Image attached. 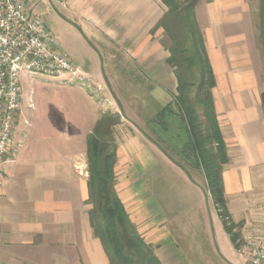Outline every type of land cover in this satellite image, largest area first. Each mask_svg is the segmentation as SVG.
Returning <instances> with one entry per match:
<instances>
[{"label": "crops", "instance_id": "crops-1", "mask_svg": "<svg viewBox=\"0 0 264 264\" xmlns=\"http://www.w3.org/2000/svg\"><path fill=\"white\" fill-rule=\"evenodd\" d=\"M64 1V9L68 4V11L81 13L93 33L117 51L111 59L116 54L131 59L151 80L143 106L150 118L172 101L176 78L166 62L168 52L157 31L150 33L165 11L162 0ZM49 4L32 0L30 8L44 15L56 3ZM195 14L215 75L212 96L229 157L222 170L227 206L235 222L244 221V238L255 218L261 221H251L254 230L264 233V83L254 16L247 0H199ZM89 73L90 81L98 83L101 75ZM44 81L21 75L12 144L0 159V264H109L88 216L85 157L86 137L107 105L79 84H61L65 98L45 103L33 86ZM123 117L120 124L128 119ZM119 154L117 145L115 190L138 233L161 264H191L177 244L174 221L164 217L144 183L137 179L130 185L131 203L129 192L120 190ZM177 168L182 185L197 188Z\"/></svg>", "mask_w": 264, "mask_h": 264}, {"label": "trees", "instance_id": "trees-1", "mask_svg": "<svg viewBox=\"0 0 264 264\" xmlns=\"http://www.w3.org/2000/svg\"><path fill=\"white\" fill-rule=\"evenodd\" d=\"M199 0H162L165 11L150 33L162 30L159 40L168 52L167 64L176 78L172 101L148 119V136L182 169L201 171L224 232L235 249L243 242L244 221L235 222L227 206L222 170L229 162L227 146L218 123L212 90L215 75L208 57L203 31L196 19ZM257 29L264 62V0H259ZM264 114V90L261 93ZM118 113L106 112L94 124L85 141L88 216L109 264H161L129 219L115 190L114 165L117 143L114 128ZM176 125L175 129L174 126ZM189 167V166H188Z\"/></svg>", "mask_w": 264, "mask_h": 264}, {"label": "rangeland", "instance_id": "rangeland-1", "mask_svg": "<svg viewBox=\"0 0 264 264\" xmlns=\"http://www.w3.org/2000/svg\"><path fill=\"white\" fill-rule=\"evenodd\" d=\"M247 1L254 16L256 47L262 58L260 32L256 27L259 0ZM67 9H69L68 4ZM67 9L59 4H54V7L43 15L47 29L55 38L58 48L76 66L79 74L85 78H91L92 75L89 72L101 75L97 78L98 83L89 81L84 87L94 92L95 97L107 105L105 111L118 113L119 118L124 119L112 97V92L120 101L123 112L128 118L126 122H123L124 124L119 123L115 134L120 153L116 170L120 190L129 192L127 196L130 197L131 203L133 193L130 190V185L137 179L144 183L164 217L174 221L177 244L181 251L187 257L189 256L191 264H241L240 249L232 247L216 215L210 197L205 196V181L201 171L191 168L189 173L197 188L184 187L179 178L177 166L148 138V136L155 137L147 127L145 120H148L150 115L148 110L146 111V108L143 107L148 101L151 80L131 59L127 61L124 58H119L118 54L115 59H111L110 53L117 51L114 49L111 51L107 41L93 33L94 31L83 20L81 13L80 15L73 14ZM77 10L79 11V9ZM156 31L160 40L162 30ZM103 72L110 89L103 79ZM262 82L264 83L263 58ZM61 84L67 87L68 84L79 83L63 79H45L43 83L35 82L33 86L38 98H42L45 103H52L63 100L67 94V90L61 88ZM127 121L130 122V133L126 131L129 126ZM175 127L176 125L174 129ZM139 165H143L141 166L142 170ZM178 171L180 170L178 169ZM184 174L186 175V173ZM186 176L185 179H189ZM246 216V220L251 219ZM251 221L261 220L255 218ZM251 221L249 226L244 229L247 235L256 233L254 222ZM241 236L242 239H245L242 231ZM188 247L192 249V252L188 251Z\"/></svg>", "mask_w": 264, "mask_h": 264}, {"label": "built area", "instance_id": "built-area-1", "mask_svg": "<svg viewBox=\"0 0 264 264\" xmlns=\"http://www.w3.org/2000/svg\"><path fill=\"white\" fill-rule=\"evenodd\" d=\"M30 0H0V159L12 144L20 109V76L63 79L87 85L90 78L58 48L43 15L30 8ZM66 8L64 0H48ZM241 264H264V233L247 235L240 244Z\"/></svg>", "mask_w": 264, "mask_h": 264}, {"label": "water", "instance_id": "water-1", "mask_svg": "<svg viewBox=\"0 0 264 264\" xmlns=\"http://www.w3.org/2000/svg\"><path fill=\"white\" fill-rule=\"evenodd\" d=\"M103 79H104L106 85L108 86V89H110V87H109V83H108V81H107V79H106V77H105L104 72H103ZM111 94H112V97H113V99H114V101H115V103H116V105H117V107H118V109H119L120 114H121L122 116H124L123 108H122V105H121L120 101H119L118 98L114 95V93L111 92ZM143 133H144V132H143ZM145 135H146V134H145ZM157 147H158L159 149H161V150L165 153V155H167L168 159H170L171 162H173L176 166H178L180 169H182V167L180 166V164H179L178 162H175V161L172 159V157H171V156H170V155H169L164 149H162V148H161L160 146H158V145H157ZM182 171H184V170L182 169ZM184 173H186L187 177H189V179L192 180V177L190 176V174H189L186 170L184 171ZM204 193H205V196L207 197V196H208L207 193H206V192H204ZM230 264H231V263H230Z\"/></svg>", "mask_w": 264, "mask_h": 264}]
</instances>
